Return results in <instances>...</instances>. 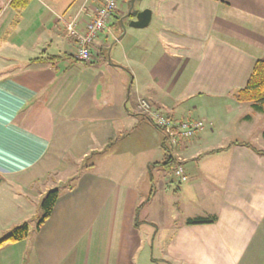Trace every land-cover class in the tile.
I'll use <instances>...</instances> for the list:
<instances>
[{
	"label": "crops",
	"instance_id": "0c3cea01",
	"mask_svg": "<svg viewBox=\"0 0 264 264\" xmlns=\"http://www.w3.org/2000/svg\"><path fill=\"white\" fill-rule=\"evenodd\" d=\"M11 1L0 0V63L13 68L0 71V200H41L80 162L98 158L100 170L80 171L33 238L0 247V264H264V147L252 144L264 114L235 99L264 61V0H152L137 8L151 10L149 25L125 32L130 0H118L85 68L66 22L88 21L102 0H30L19 12ZM141 100L204 126L165 149ZM168 155L188 180L165 226L152 174L165 169L161 188L172 186Z\"/></svg>",
	"mask_w": 264,
	"mask_h": 264
},
{
	"label": "rangeland",
	"instance_id": "374dc122",
	"mask_svg": "<svg viewBox=\"0 0 264 264\" xmlns=\"http://www.w3.org/2000/svg\"><path fill=\"white\" fill-rule=\"evenodd\" d=\"M151 2H152V0H141L140 2L136 3V8L147 6ZM111 42H113V41L111 40ZM75 54H76V51H75ZM101 61L106 62L105 65L107 66V64L109 63L107 54L101 55ZM76 63H77V66L79 68H83V67L85 68V65L83 63H81V62H76ZM3 65H4L3 70H2L3 72H9V71L13 70V68H9L10 64H6V63L1 64L0 63V71H1ZM262 140L263 139H261L260 141L253 140L252 144L254 146H257V147H259V146L264 147ZM95 159H98V158H95ZM94 160L91 159L92 162L90 160H88L89 162L86 161L87 163L85 162L86 165H84V166L82 165L84 163L80 162L78 165L72 167L69 171H67L64 174H60L58 176H56V175L51 176V178L49 179V182L52 181L53 178H57L55 180L59 179L62 181V183L57 182V183L52 184L53 189L57 188V189L63 191L67 187L70 188L72 186H75L76 182H77L76 176L78 175V173L80 171L82 172L86 168L92 169V167L97 166L98 167L97 169L100 170V166H98L97 164L94 165ZM160 169L162 172H166L165 169L159 168L158 171L153 172L152 177L156 181L155 185H156V189H157L155 202H158L157 204H160V206H161L160 211L162 212V217L164 220V224L166 226L169 224V221H171L175 217H177L178 213H179V215H181L182 203L185 200L179 199L180 196L177 195V187H183L185 183H180V181L178 179H176V180H174V183L172 184L171 187L167 188L165 186H162V188H161V184L159 182ZM171 169H169L170 171L167 169L168 174H173V172L171 173ZM150 177H151V175H148V179ZM141 185H140V188L142 189L143 186L141 187ZM37 186L43 187V184H38ZM150 190H151V186H148V188H146L144 190L142 189L141 191H139V193L144 197H149ZM24 197L27 201L25 203L22 202V204H20V205L16 204V202L14 203L13 201H9L8 197H3L0 200V204L3 206V209L1 212L6 213L4 219H2L0 217V231H2L0 234V239H3L4 237L8 236L16 228L21 227L24 224H26L28 226V230H29L28 237H27L28 240H30L31 238H33V236H35L38 223L43 216V209L41 206L43 199L38 200L36 197H29V198L26 196H24ZM149 213H150L149 210L146 211V213L145 212L142 213L141 219H144L145 216L147 217L149 215ZM27 242H29V241H27Z\"/></svg>",
	"mask_w": 264,
	"mask_h": 264
},
{
	"label": "built area",
	"instance_id": "2783aa9c",
	"mask_svg": "<svg viewBox=\"0 0 264 264\" xmlns=\"http://www.w3.org/2000/svg\"><path fill=\"white\" fill-rule=\"evenodd\" d=\"M118 11V0H102L101 5L86 22L77 17L66 22V35L72 39L76 47V58L83 63H90L95 59L93 47L98 35L105 30L110 19ZM141 112L164 136V145L174 149L182 146L204 126V122L195 119H177L169 114L152 110L151 104L141 100ZM173 176L180 182L188 180L182 163L177 162L173 168Z\"/></svg>",
	"mask_w": 264,
	"mask_h": 264
},
{
	"label": "trees",
	"instance_id": "16d2710c",
	"mask_svg": "<svg viewBox=\"0 0 264 264\" xmlns=\"http://www.w3.org/2000/svg\"><path fill=\"white\" fill-rule=\"evenodd\" d=\"M30 0H12L10 5L16 11H22ZM42 59V58H41ZM40 58H36L33 61H39ZM235 99L241 103H250L252 107L264 114V61L258 60L253 68V71L250 75V78L247 82V85L240 91L235 94ZM264 139V133H263ZM165 147V145H164ZM166 149V147H165ZM259 154L264 155V151L256 150ZM171 156H166L163 166L171 169L175 164H173V160H171ZM78 178V175L76 176ZM73 187V186H72ZM60 196V190L55 188L48 191L43 200H42V209H43V216L38 223L37 229H39L44 222L51 216L54 206ZM142 206L139 207V209ZM137 210V212L139 211ZM217 220L216 217L212 219H189L187 220L188 224H195V223H209L215 222ZM29 233L28 226L24 224L21 227L16 228L11 234L0 239V247L13 242H20L27 238Z\"/></svg>",
	"mask_w": 264,
	"mask_h": 264
},
{
	"label": "water",
	"instance_id": "95a60500",
	"mask_svg": "<svg viewBox=\"0 0 264 264\" xmlns=\"http://www.w3.org/2000/svg\"><path fill=\"white\" fill-rule=\"evenodd\" d=\"M140 1L141 0H130V7L127 13L119 19V25L122 31L125 32L127 27L139 29L149 25L152 17V12L150 9L141 11L137 10L136 3Z\"/></svg>",
	"mask_w": 264,
	"mask_h": 264
}]
</instances>
